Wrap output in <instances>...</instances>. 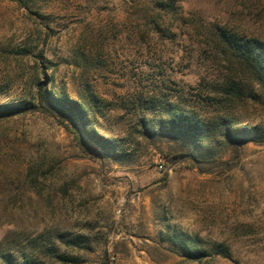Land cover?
Here are the masks:
<instances>
[{
	"label": "rangeland",
	"instance_id": "1",
	"mask_svg": "<svg viewBox=\"0 0 264 264\" xmlns=\"http://www.w3.org/2000/svg\"><path fill=\"white\" fill-rule=\"evenodd\" d=\"M223 34L264 42V0H0V105L39 107L0 116V264H264V87Z\"/></svg>",
	"mask_w": 264,
	"mask_h": 264
},
{
	"label": "trees",
	"instance_id": "2",
	"mask_svg": "<svg viewBox=\"0 0 264 264\" xmlns=\"http://www.w3.org/2000/svg\"><path fill=\"white\" fill-rule=\"evenodd\" d=\"M222 40L234 52L236 58L247 69L250 75L264 87V42L258 40H242L235 35H222ZM241 90L239 85H230V93H238ZM43 92L42 101H45L49 105V109L45 106H40L46 112L52 113L54 110L58 113L62 119V123L65 127L74 133L76 139L81 143H87L85 141L88 134L89 126V112L88 108L77 101H69L67 99H56L47 90ZM228 91V92H229ZM39 107L32 102H19L13 104L0 105V116L11 115L14 113L34 111ZM178 111V110H177ZM173 112V111H172ZM172 119L169 121L170 129L172 133H176L186 140H197L203 131V125L200 120L193 116L184 115L182 112H174ZM54 115V114H53ZM165 124L162 123L161 131H164ZM251 141L255 143H264V140L259 138H252ZM179 247L190 257H201L204 255V251L198 246V242L189 236L183 234L177 235L176 238ZM61 260L66 261V258L58 256ZM7 264H17L8 262ZM21 264H34L32 260L24 261Z\"/></svg>",
	"mask_w": 264,
	"mask_h": 264
}]
</instances>
